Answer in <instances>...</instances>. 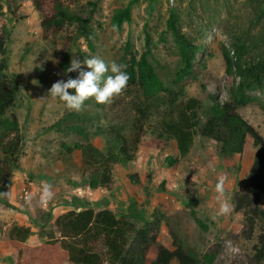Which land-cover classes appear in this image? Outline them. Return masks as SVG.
<instances>
[{
	"label": "rangeland",
	"instance_id": "obj_1",
	"mask_svg": "<svg viewBox=\"0 0 264 264\" xmlns=\"http://www.w3.org/2000/svg\"><path fill=\"white\" fill-rule=\"evenodd\" d=\"M89 1L93 0H80L84 5ZM128 2L101 0L93 18L96 31L94 51H90L80 38L73 46L72 60L83 61L95 56L106 62L123 64V49L128 41L132 42L137 53L145 50L144 26L147 25L153 40L152 60L161 77L170 81L179 66L177 47L167 32L169 13L174 9L180 16L182 31L203 47L193 77L184 81L185 89L189 97L209 105L213 99L225 101L228 86L232 83L225 73L221 46L230 48L231 37L236 33H244L257 46H263L264 26L256 20L249 0H156L151 8L148 0H142L133 8L132 23L124 24L118 31L112 25L111 17L115 9ZM40 22L41 17L32 0H15L12 5L9 0H0V39H4L9 74L20 83L13 111L18 117L23 141L20 169L12 174L7 181L8 187L3 194L0 193V264H18L16 251L9 242V231L15 224L31 228L28 244L35 245L43 242L41 235L50 229V226L41 227L39 222L48 211L59 215L75 208L76 204H85L95 210L109 208L120 212L125 211L132 201L148 214L159 208L172 215V221L179 225L181 237L191 247L201 254L216 253L213 264H255L252 249L259 231L255 232L253 239H248L243 215L236 213L232 205L233 196L242 189L254 159L256 149L252 142H248L242 155L227 158L221 156L216 142L196 137L190 153L175 167H168L165 158L178 156L175 144L169 142L165 145L155 131L147 129L136 160L115 168V191L101 190L99 194L89 195L84 189L86 178L80 171V152L69 154L63 149V145L72 146L82 141L76 134L66 132L71 121H66L65 117L73 113L96 117L99 112L100 117H107L101 124L121 126L125 134L132 137L133 113L130 106L112 109L114 102L102 111L94 99L87 100L80 112L69 111L62 102L48 95L56 81L78 76V71L68 75L60 66L64 46L70 42L67 37L76 31L70 28L45 40ZM82 67L89 70L86 65ZM69 93L75 94V90L69 89ZM132 94L131 89L124 90L116 99L123 98L129 103ZM253 95L264 100L261 92ZM238 113L264 137V111L259 106L239 108ZM59 122L61 124L57 127ZM97 124L94 120L93 125ZM90 125L87 127L93 133L94 128ZM93 142L103 147L101 138L94 137ZM132 175L138 177L139 184L131 181ZM220 177L225 178L223 199L232 206V211L226 215L218 214L221 201L217 199L216 184ZM48 185H51V198L45 195ZM78 189L82 190L80 194ZM261 204L264 208V197ZM192 210L207 225V230L197 225ZM158 241L173 249L167 227L162 226ZM153 257L151 253L149 258ZM64 264L72 263L66 261Z\"/></svg>",
	"mask_w": 264,
	"mask_h": 264
},
{
	"label": "trees",
	"instance_id": "obj_2",
	"mask_svg": "<svg viewBox=\"0 0 264 264\" xmlns=\"http://www.w3.org/2000/svg\"><path fill=\"white\" fill-rule=\"evenodd\" d=\"M142 0H129L127 5L114 10L111 23L121 31L124 24L132 23L133 8ZM10 5L15 0H9ZM101 0L82 4L80 0H32L41 17L42 37H50L74 28V35L62 51L61 69L72 61V49L76 40L82 38L90 51H94L96 31L93 18ZM156 0H148L151 8ZM255 10V18L264 26V0H249ZM16 17V13L12 11ZM167 32L173 37L179 56V66L170 81L164 80L154 64L153 40L144 26L145 50L134 51L128 41L123 49V61L130 79L125 90L131 89L132 100L114 98L115 105L130 106L133 113L132 137L125 134L123 127L113 123L101 124L106 115L96 117L89 114H68L71 121L66 132L74 133L82 141L72 146L63 145L69 154L80 152V171L86 178L83 183L92 190L111 191L115 184V168L136 160L147 129L156 132L157 138L167 145L173 142L178 156L168 155L165 165L175 167L191 151L196 137L213 140L219 145L221 156L233 158L242 155L248 142L256 149L253 162L243 182L242 189L232 199L233 209L244 219V231L248 239L256 242L252 249V261L264 263V137L260 135L239 113V108L257 105L264 111V100L253 95L264 94V35L263 46H257L244 33L231 37L230 48L221 46L225 73L232 83L228 86V98L223 102L212 100L209 105L197 98L189 97L184 81L193 77L202 46L195 43L180 27V16L172 9L167 20ZM68 33V32H67ZM69 34V33H68ZM0 193L8 187V179L20 169L22 150L20 124L15 107L20 83L9 74V64L4 39H0ZM70 74V73H66ZM128 98V97H127ZM112 102V103H113ZM117 102V103H116ZM128 104V105H127ZM96 106L105 111L107 105ZM73 120V121H72ZM94 120L98 122L93 125ZM153 120V121H152ZM92 125H90V123ZM61 122L57 123L59 127ZM94 131H89V126ZM94 137L103 140V147L96 146ZM165 148V146H164ZM131 181L139 184L136 175ZM77 203V201L75 202ZM7 206L8 203H6ZM197 225L207 230V225L196 217ZM173 216L159 208L148 214L135 201L125 211L115 212L109 208H94L77 205L55 216L48 211L40 222L41 227L50 229L41 235L43 242L29 245L32 230L29 226L15 224L9 231V242L16 251L18 264H213L216 253L201 254L181 237L179 225ZM162 226L169 230L173 249L159 243ZM153 258H149L150 254Z\"/></svg>",
	"mask_w": 264,
	"mask_h": 264
},
{
	"label": "clouds",
	"instance_id": "obj_3",
	"mask_svg": "<svg viewBox=\"0 0 264 264\" xmlns=\"http://www.w3.org/2000/svg\"><path fill=\"white\" fill-rule=\"evenodd\" d=\"M82 65H86L87 71ZM127 65L116 61L106 62L99 57H86L83 61L73 59L66 73L78 71L77 78L67 81L58 80L52 84L48 95L58 99L67 110L80 112L85 102L94 99L97 104H111L114 98L123 94L130 79L126 72ZM33 83H38L33 81ZM69 89H74L75 94H70ZM225 178L220 177L216 184L217 199L221 201L219 215H226L232 211V206L224 198ZM51 185L45 187V195L51 198Z\"/></svg>",
	"mask_w": 264,
	"mask_h": 264
},
{
	"label": "crops",
	"instance_id": "obj_4",
	"mask_svg": "<svg viewBox=\"0 0 264 264\" xmlns=\"http://www.w3.org/2000/svg\"><path fill=\"white\" fill-rule=\"evenodd\" d=\"M84 189H85V190H88V192H89L88 194H89V195H92V194H95V195H96V194H99V193L101 192V190H105L106 192H114V191H115L114 189H112L111 191H108V190H106V189L92 190V189H90L88 186H85ZM84 189H83V190H84ZM78 190H79V189H78ZM78 190H77V191H78ZM78 192H79V194H80V193L82 192V190L80 189ZM65 211H66V210H65ZM63 212H64V211H63ZM63 212H62V213H63ZM60 214H61V213H60ZM55 216H57V215H55ZM41 243H42V242H39L38 244H35V245H39V244H41ZM35 245H33V246H35Z\"/></svg>",
	"mask_w": 264,
	"mask_h": 264
}]
</instances>
